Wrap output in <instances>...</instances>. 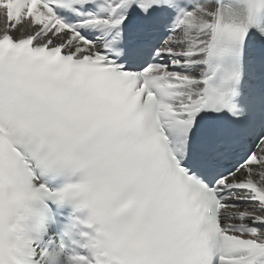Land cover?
Segmentation results:
<instances>
[{
	"label": "bare ground",
	"instance_id": "6f19581e",
	"mask_svg": "<svg viewBox=\"0 0 264 264\" xmlns=\"http://www.w3.org/2000/svg\"><path fill=\"white\" fill-rule=\"evenodd\" d=\"M214 12V8L207 1L199 4L195 10L186 16L183 29L174 40L175 44L178 45L175 50L182 54L180 63L195 64L202 60L209 38V25ZM261 177L264 176H258L257 179Z\"/></svg>",
	"mask_w": 264,
	"mask_h": 264
}]
</instances>
